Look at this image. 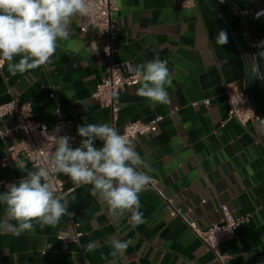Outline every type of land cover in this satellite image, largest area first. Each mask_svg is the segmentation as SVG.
<instances>
[{
	"label": "crops",
	"instance_id": "crops-1",
	"mask_svg": "<svg viewBox=\"0 0 264 264\" xmlns=\"http://www.w3.org/2000/svg\"><path fill=\"white\" fill-rule=\"evenodd\" d=\"M118 4L116 60L129 67L159 58L167 61L171 74L167 105L150 107L137 95L141 83L126 88L116 127L121 132L127 124L162 118L150 134L132 141L148 164L143 170L156 180L162 196L151 189L140 194L146 223L133 228L127 216L119 222L109 218L105 203L92 195V185L77 187L61 173L65 187L75 189L67 196V211L74 217L64 216L56 227L42 229L37 224L34 231L19 236L0 230V264H109L113 259L115 264H264V79L246 68V62L264 50L253 47L264 41V15L256 18L264 12V0ZM69 30V39L59 41L49 64L13 76L5 62L0 106L14 99L31 104L35 120L50 127L61 112L72 122L77 147L82 139L78 125L113 126L111 112L93 98L109 62L104 56L106 36L85 18L74 17ZM220 30L228 33V43L222 46L216 42ZM255 59L264 73V60ZM246 82L260 120L243 127L227 120V94L235 88L246 91ZM15 123L11 117L0 119V133L9 132L0 138V183H16L26 171H34L20 154L10 152L22 141L21 134L11 131ZM95 146L102 142L95 141ZM21 159L27 163L24 172L15 165ZM170 202L181 216L172 214ZM223 206L236 218L250 216V221L236 231L235 241L221 246L218 259L185 220L208 229L221 222ZM5 220V205L0 204V222ZM61 232L82 236L63 252ZM112 237L135 243L113 258L107 243ZM93 241L97 248L85 255L83 247Z\"/></svg>",
	"mask_w": 264,
	"mask_h": 264
},
{
	"label": "clouds",
	"instance_id": "clouds-1",
	"mask_svg": "<svg viewBox=\"0 0 264 264\" xmlns=\"http://www.w3.org/2000/svg\"><path fill=\"white\" fill-rule=\"evenodd\" d=\"M90 14H94L90 0H0V68L6 62L8 72L15 76L49 64L59 41L69 39L73 18ZM261 15L264 12H258L256 18ZM216 42L220 46L228 43L226 30L219 31ZM253 47L264 49V41ZM252 57L246 62L249 72L264 79L255 59L264 60V50ZM128 71L140 79L137 95L147 99L150 107L171 103L167 88L172 86V79L167 61L154 58L129 65ZM77 133L82 138L77 147L72 146L74 137L52 134L49 154L34 171H26V161H15L26 175L6 185L7 190L0 193L6 216L0 230L19 236L34 231L37 224L42 229L56 227L64 216L71 215L67 211V194L57 193L52 185L53 174L59 173L77 187L92 185V195L105 203L112 221L119 222L127 216L133 228L146 223L140 210V194L153 183V177L143 170L148 164L132 141L107 123L78 125ZM97 140L102 142L99 148L95 146ZM107 243L111 246L109 255L115 258L123 256L135 241L112 237ZM83 248L87 255L97 248V243L89 242ZM109 264H115V259Z\"/></svg>",
	"mask_w": 264,
	"mask_h": 264
},
{
	"label": "built area",
	"instance_id": "built-area-1",
	"mask_svg": "<svg viewBox=\"0 0 264 264\" xmlns=\"http://www.w3.org/2000/svg\"><path fill=\"white\" fill-rule=\"evenodd\" d=\"M90 3L94 9V14L84 16L83 18L106 36L107 44L104 49V56L109 62L106 76L97 86L93 98L102 108L111 112L113 126L116 128L122 93L126 88L139 85L141 81L133 74L128 75L126 73L129 72L128 66L116 60L119 53L120 36V29L116 18V14L119 12L118 0H90ZM191 3L189 2L188 6H192ZM3 68L4 66L0 68V72ZM227 99L229 104L228 121L235 120L241 126L246 127L251 122L260 120L245 90L238 88L231 89L228 91ZM205 105L208 106L209 102H205ZM57 116L58 122L50 127L35 120L31 104L20 105L14 99L5 105H1L0 119L6 117L15 119L16 123L11 131L22 135L21 143L11 148L10 152L12 154H20L35 170L36 166L41 165L43 158L49 154L52 134L74 137V141L72 142V146H74L77 138L73 134L72 122L61 112H57ZM161 121L162 118H158L151 123L135 122L127 124L120 133L133 141L138 137L150 134L153 126ZM8 133H0V138L5 137ZM60 174H53L52 176L54 190L57 193H65L67 196L73 194L75 189H67L65 183L60 178ZM6 185L8 184L0 183V189H5ZM148 189L154 190L161 195L157 189V182L154 179ZM170 210L174 216H181L180 212L171 205V202ZM221 210V222L208 229H201L196 222H189L184 219L197 238L205 245L206 251L214 254L218 259H220L219 251L221 246L235 241L237 239L236 231L250 221V216L234 217L233 213L226 206H223ZM70 214L69 216L72 219L74 213ZM81 236L80 233L76 232L74 234L61 232L58 235V240L61 242L62 251L67 252L71 244H78Z\"/></svg>",
	"mask_w": 264,
	"mask_h": 264
},
{
	"label": "water",
	"instance_id": "water-1",
	"mask_svg": "<svg viewBox=\"0 0 264 264\" xmlns=\"http://www.w3.org/2000/svg\"><path fill=\"white\" fill-rule=\"evenodd\" d=\"M246 68H247V72H248V64H247V63H246ZM246 81H248V76H247V78H246ZM245 89H246V93L248 94V96H249V98H250V101H251V103H252L254 109H256V107H255V105H254V103H253L252 97H251V95H250V91H249V88H248L247 82H246V88H245ZM257 114H258V112H257Z\"/></svg>",
	"mask_w": 264,
	"mask_h": 264
}]
</instances>
